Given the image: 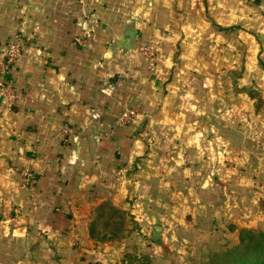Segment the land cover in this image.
<instances>
[{"label":"crops","instance_id":"0c3cea01","mask_svg":"<svg viewBox=\"0 0 264 264\" xmlns=\"http://www.w3.org/2000/svg\"><path fill=\"white\" fill-rule=\"evenodd\" d=\"M88 11L84 33L76 0H0V81L24 40L0 94V264H202L264 223V0ZM110 209L119 242L92 224Z\"/></svg>","mask_w":264,"mask_h":264},{"label":"built area","instance_id":"2783aa9c","mask_svg":"<svg viewBox=\"0 0 264 264\" xmlns=\"http://www.w3.org/2000/svg\"><path fill=\"white\" fill-rule=\"evenodd\" d=\"M76 3L78 7L81 10V30L86 33V21H87V15H88V0H76ZM24 44V40L22 39L19 34H17L7 45L6 51H5V60L3 62L2 67V79L0 81V94L4 100V104L7 108H10L16 100V93L13 87V83L11 79L9 78L10 69L15 65V63L21 58L22 56V47ZM76 44L80 47L85 46V39L80 37L76 39ZM143 50V49H142ZM144 54H148L149 58L151 60L150 68L153 67V61H154V54L147 49L143 50ZM137 110L128 109L125 110L122 116L117 120L118 124L123 126L126 124H129L132 119L136 116ZM34 183V177L29 171L23 172V182H22V188H28Z\"/></svg>","mask_w":264,"mask_h":264},{"label":"trees","instance_id":"16d2710c","mask_svg":"<svg viewBox=\"0 0 264 264\" xmlns=\"http://www.w3.org/2000/svg\"><path fill=\"white\" fill-rule=\"evenodd\" d=\"M103 219H107V217L104 214H100L92 224L96 225L97 222L103 221ZM108 223L107 219L102 226L107 227ZM241 230L242 228L236 232V238H232L230 234L229 236L227 234V238L219 248V251H223L226 245H230L232 239L237 240L235 243H238V245L233 247L228 253L218 256L217 264H264V233L253 235L252 232H243ZM245 243H247L246 246H244Z\"/></svg>","mask_w":264,"mask_h":264},{"label":"rangeland","instance_id":"374dc122","mask_svg":"<svg viewBox=\"0 0 264 264\" xmlns=\"http://www.w3.org/2000/svg\"><path fill=\"white\" fill-rule=\"evenodd\" d=\"M104 210H102L101 214H104ZM105 216L107 217L108 219V226L107 227H103L102 225H104L106 223V221H103L102 222H98L99 224V227H100V230L101 232L99 233V237H98V240H101V241H122V239H124V235L123 234V227L125 226V222L127 221V218L122 216V215H117V213L113 210H108L105 214ZM116 218L110 222V220L115 217ZM111 217V218H109ZM105 219V220H107ZM243 232H252L253 235H257L258 233H264V223L260 224V225H249V226H246L245 228H242ZM102 232H106V233H102ZM241 233V232H240ZM235 241L237 240H234V241H231L230 245H226L225 246V249L223 251H219L218 252H215V253H211L208 255V257L206 258V260L204 261V263L202 264H217V259H218V256H221V254H226L228 253L233 247H235L236 245H238V243L236 244ZM247 243L244 244V246H246ZM243 246V247H244ZM222 264V263H220Z\"/></svg>","mask_w":264,"mask_h":264},{"label":"water","instance_id":"95a60500","mask_svg":"<svg viewBox=\"0 0 264 264\" xmlns=\"http://www.w3.org/2000/svg\"><path fill=\"white\" fill-rule=\"evenodd\" d=\"M135 38V32L127 30L122 38L118 40L119 48L130 49L132 47L131 42Z\"/></svg>","mask_w":264,"mask_h":264}]
</instances>
